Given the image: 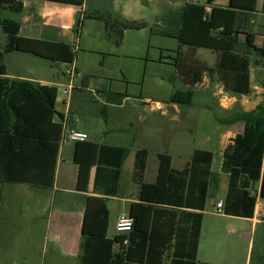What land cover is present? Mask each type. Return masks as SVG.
I'll use <instances>...</instances> for the list:
<instances>
[{
  "label": "trees",
  "instance_id": "1",
  "mask_svg": "<svg viewBox=\"0 0 264 264\" xmlns=\"http://www.w3.org/2000/svg\"><path fill=\"white\" fill-rule=\"evenodd\" d=\"M48 1L78 7L85 2ZM257 2L229 0L227 6L217 4V0L187 2L181 9L178 29L161 31L180 42L174 65L183 88L173 93L170 103L193 105L195 88L205 75L222 84L226 92L239 95L253 92L251 65L254 57L264 59V43L257 45L256 33L238 30L236 22L239 13L256 12ZM7 10L22 13L23 0H0V27L6 34V43L0 51V180L52 188L63 131L62 124L55 120L56 89L29 78L8 76L3 60L8 53L27 52L72 64L77 49L70 42L22 36L17 20L3 17ZM89 17L104 18L100 14ZM105 20L107 36L117 35L118 44L126 30L146 27L143 22L121 16L111 15ZM82 24L79 17L74 31L80 32ZM200 48L216 54L214 65L197 57ZM99 91L107 95L108 103L121 104L128 96L105 89ZM221 121L245 124L223 152L222 171L228 175L223 212L252 218L259 197L264 199V102L252 110L239 109ZM129 152L126 146L100 144L95 194L87 198L82 226L80 264H198L207 199L211 187L218 188L220 183V173L212 170L215 153L195 149L182 169L173 166L171 154L158 153L155 180L148 182L150 152L147 148L138 149L133 172L137 198L128 212L133 226L128 233H118L112 238L108 236L107 197L119 194L123 164ZM257 183L261 184L260 191L255 187Z\"/></svg>",
  "mask_w": 264,
  "mask_h": 264
},
{
  "label": "rangeland",
  "instance_id": "2",
  "mask_svg": "<svg viewBox=\"0 0 264 264\" xmlns=\"http://www.w3.org/2000/svg\"><path fill=\"white\" fill-rule=\"evenodd\" d=\"M206 1L85 0L82 7L76 8L77 20L82 13L86 15L83 17L80 32L75 31L76 34L72 30L58 32L55 28L57 23L45 28L44 21L38 23L39 28L32 29L31 22L25 21L22 13L7 10L3 17L17 20L22 26L23 36H45L59 41L75 40L78 49L74 64L45 59L27 52L8 53L3 62L11 77L44 81L56 89V93L70 89L71 94L65 97L73 98L74 112L70 120L72 125L86 130L91 139L101 143L130 148L124 166V187L132 182L138 149L147 148L150 152L146 180L152 182L158 171V153L171 154L174 166L180 168L191 160L194 150L199 148L215 153L212 170L221 174L224 189L228 187V175L222 171L221 136H224L228 124L221 119L231 116L239 109L252 108L256 100H250L251 104L243 105L241 102L244 98L240 95L236 96L239 101L234 102L225 97L231 98V94L223 92L215 96L210 90L199 86L195 89L194 104L180 106V113L175 114L171 110L173 105L170 103V97L183 86L174 65L180 42L175 37L161 33L163 30L178 29L181 9L187 2ZM220 1L227 3L228 0ZM263 4L264 0H259L260 11ZM92 14H100L104 18L89 17ZM111 15L143 22L146 27L126 30L122 42L118 44L117 35L113 38L107 36L105 18ZM259 20L264 22V14ZM5 43L6 34L0 27V51ZM209 51L211 50L206 48L199 49L197 57L201 60L208 58L207 61L212 64L217 57ZM252 66L256 75L255 84L259 87L255 91H260L264 102V59L254 57ZM73 67L77 68L79 74L75 76L71 88L72 79L67 72ZM86 78L89 81V89L82 88ZM212 84L210 82V87H214ZM96 89L127 93L128 96L123 99L122 105L114 103L115 106H107V95ZM157 101L163 107L151 112L149 106ZM240 126L241 124H233L230 128L237 129ZM152 173L155 174L153 179ZM224 195V190H221L220 198L223 199ZM71 199L70 197L69 200ZM212 201L211 198L209 205ZM107 204L112 210L113 222L124 206L122 198L110 199ZM248 224L244 223L247 226ZM114 230V226H111V235ZM245 253L246 249L241 246L240 255L245 256ZM251 264H264V225L257 234Z\"/></svg>",
  "mask_w": 264,
  "mask_h": 264
},
{
  "label": "crops",
  "instance_id": "3",
  "mask_svg": "<svg viewBox=\"0 0 264 264\" xmlns=\"http://www.w3.org/2000/svg\"><path fill=\"white\" fill-rule=\"evenodd\" d=\"M23 2L24 11L22 14L25 21L31 22L30 26L32 29L39 28L38 23L44 21L43 26L45 28L52 27V24L57 23L55 28L58 32L72 30L75 33L76 8L78 6L48 0H23ZM217 4L227 6L229 0L227 3L217 0ZM258 5L259 0L257 2V11L254 13H239L236 27L240 31L256 33V44L261 46L264 43V22L259 19L264 14V4L262 11L258 9ZM80 17L83 19L82 15ZM20 34L22 35V26ZM33 38L52 40L45 38V36ZM241 38L244 40V35H241ZM65 42L74 43L78 49V44L75 40ZM209 52L216 55L212 50ZM207 59L202 61L207 62L209 65H214L216 62L215 59L211 64ZM254 72V68L251 65L252 95L240 96L244 98L241 102L243 105L251 104L250 100L253 99L256 100L255 105L250 109L245 107L244 110H252L263 101L260 91H255L259 87L255 84L256 75ZM13 78L21 77L15 76ZM35 81L40 82L44 86L50 85L41 80ZM88 82L86 78L82 86L83 89H89ZM210 82L213 83L214 87H210ZM199 86L210 90L215 96L224 92V94L232 95L231 98L225 96L230 101H239L236 97L239 94L226 92L222 84L217 83L208 75L204 76L203 82L197 85V87ZM99 90L101 89H96V91ZM72 99V97L71 99H66L60 92L56 94L55 109L57 113L55 120L63 126L61 139L69 130H79L88 133L86 130L70 123L74 112ZM171 104L173 105L171 110L175 114H179L181 105ZM222 104L223 106L225 105L223 102ZM106 105L115 106L114 103L108 102ZM162 107V104L157 101L149 106V110L154 112ZM104 111H106V108H104ZM226 118H223V120ZM234 124H241V126L237 129H232L230 126L233 124L227 125L224 136H221L222 152H224L232 139L245 128V124L242 125V122ZM100 144L101 142L91 139L90 135L86 141L81 142L70 141L62 143L60 140L55 184L52 188L35 186L29 182L10 183L0 180V264H70L71 262L80 264L83 238L82 226L87 198L95 194L94 179ZM188 162L177 169L184 168ZM124 166L125 162L120 178L119 194L107 197V201L121 197L124 204L123 208L114 217L113 222L111 221L112 210L108 206L110 211L108 236L112 238L118 234L116 224L120 215L128 213L132 202L137 198V185L133 181V175L132 182H129L125 187L123 185ZM154 173L151 174L152 179L155 177ZM146 181L151 182L149 180ZM255 187L260 191L261 184L257 183ZM221 190H224L225 194L223 199L219 196ZM227 190L228 187L222 189L220 174L219 186L218 188L215 185L211 187L204 211L198 264H241V260L243 264H251L252 262L255 240L260 227L264 225L263 198L259 197L252 218L227 215L223 210H217L218 203H224ZM70 197L72 198L71 201L69 200ZM211 198L213 201L209 205ZM245 222L249 223L248 226L244 225ZM111 226L115 228L112 235L110 234ZM244 236H247V238H244ZM241 246L246 249L245 256L240 255Z\"/></svg>",
  "mask_w": 264,
  "mask_h": 264
},
{
  "label": "built area",
  "instance_id": "4",
  "mask_svg": "<svg viewBox=\"0 0 264 264\" xmlns=\"http://www.w3.org/2000/svg\"><path fill=\"white\" fill-rule=\"evenodd\" d=\"M76 49L77 46L75 45ZM73 64V63H72ZM71 76V88L73 87V80L77 74H79L77 68L73 67L70 68L67 72ZM63 96H69L71 94L70 89H64L62 92ZM89 138V134L84 131L79 130H69L67 133H65L62 136L61 142L66 143L70 141H86ZM224 207V203L220 202L217 205V210L222 211ZM133 226V218L129 215V213H123L120 215L117 224H116V230L118 233H128L131 231Z\"/></svg>",
  "mask_w": 264,
  "mask_h": 264
}]
</instances>
